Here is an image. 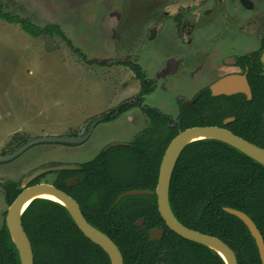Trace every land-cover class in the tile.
<instances>
[{
  "label": "trees",
  "instance_id": "obj_1",
  "mask_svg": "<svg viewBox=\"0 0 264 264\" xmlns=\"http://www.w3.org/2000/svg\"><path fill=\"white\" fill-rule=\"evenodd\" d=\"M0 19L19 24L34 37H63L58 25L49 23L40 27L28 18L3 10L1 0ZM124 63L131 66L140 82L139 94L131 102L115 106L116 114L109 117L114 112L110 111L104 120L117 117L126 108L139 106L141 97L152 89L138 64ZM261 71L260 67L248 70L250 100L242 94L213 97L208 89H203L193 107L184 106L179 111V127L220 125L221 119L233 116L234 120L225 127L264 148V73L258 74ZM216 101L225 102L228 108H216L213 105ZM144 112L150 122L129 144L112 146L83 164L77 171L76 186L63 185L64 178L77 173L69 170L57 171L54 185L75 199L87 222L117 245L123 264H225L215 250L168 229L157 211L155 195H131L115 201L119 194L131 189L155 188L162 154L177 133L176 125L167 124L172 121L166 114L150 108ZM2 187L9 205L19 192L16 182L6 181ZM168 202L173 215L183 225L224 241L234 251L238 264H261L248 229L223 207H233L249 215L264 240L262 164L216 139L191 141L175 162ZM140 218L146 228L163 227L162 238L149 240L146 228L135 223ZM20 220L30 242L33 264H111L103 249L78 229L67 209L58 202L35 198L22 212ZM0 264H20L5 223L0 226Z\"/></svg>",
  "mask_w": 264,
  "mask_h": 264
},
{
  "label": "rangeland",
  "instance_id": "obj_2",
  "mask_svg": "<svg viewBox=\"0 0 264 264\" xmlns=\"http://www.w3.org/2000/svg\"><path fill=\"white\" fill-rule=\"evenodd\" d=\"M131 1L140 2L1 0L3 10L28 18L40 27L49 23L58 25L63 37H34L19 24L0 19V154L14 150L31 137L80 134L100 113L132 97L140 83L124 63L127 60L137 61L147 77L157 81L153 91L142 96L140 104L157 106L172 120L179 114L175 99L179 93L185 95L183 101L190 100L202 86L236 69L221 64L208 67L205 64L201 68L196 65L191 69L182 54L177 57L173 52V46L170 49L162 44V38L146 41L145 34L152 24L141 26L140 15L137 20L127 22ZM263 4L260 3L259 13L261 29ZM139 26L142 30L137 37L134 28ZM214 28L226 29L217 24ZM248 30L253 32V27L249 25ZM256 38L259 40V36ZM258 45L254 37L247 36L239 38L236 47L249 52ZM214 46L210 43L207 47ZM214 53L212 50L209 55ZM213 105L218 109L226 107L223 101ZM146 121L145 112L135 108L109 122L98 123L89 138L79 145L38 143L1 162L0 226L8 208L3 183H23L27 172L46 163L89 160L110 143L132 141ZM48 172L44 179L50 182L55 172Z\"/></svg>",
  "mask_w": 264,
  "mask_h": 264
},
{
  "label": "flooded vegetation",
  "instance_id": "obj_3",
  "mask_svg": "<svg viewBox=\"0 0 264 264\" xmlns=\"http://www.w3.org/2000/svg\"><path fill=\"white\" fill-rule=\"evenodd\" d=\"M253 1L255 0H145V1L140 0V2H135V4L133 3V1H131V3H129V9H128L129 13H127L126 19H127V22L128 21L132 22V21L137 20L138 15H140L142 17V21L140 22L141 26L146 23L152 24V26L147 29V32L145 34L146 41L149 39H153L154 37H160V39L162 38L161 39L162 44L169 47L170 49L173 46V52L178 54L177 57H180L179 54H182V57L184 56V58L187 59L189 64H191V69L192 68L194 69L196 65H198V67L201 68L205 64H206V67L213 66L215 64L216 65L221 64V65H229L231 67L236 68L234 71L226 72L223 75L217 77L212 82H214L215 80L219 79L220 77L224 75L231 74V73H239V74L245 73L247 81H248L247 75H248L249 68L260 67L262 71L258 72V74L264 73V64L261 61V56L264 51V18H263V28L262 29L260 28L261 18H259L260 3L264 1L262 2H257V0L255 2ZM262 13L264 15V4H263ZM216 24L220 27H225L226 29L222 31L220 29L214 28ZM249 25L253 27V32H250L248 30ZM137 28L138 27L134 28L137 30L135 35L139 37V33L142 29L140 28V26L138 29ZM170 29H173V31L171 32ZM247 36L254 37L256 42H259V45L255 49H252L249 52L237 50L236 44H238L239 38L247 37ZM257 36H259V40L256 38ZM210 43H213L214 45H216L218 49L215 46L214 48L207 47L208 45H210ZM141 44L143 43L141 42ZM193 48H195V50H199L197 51L198 53L196 51H192ZM212 50L215 51V53L213 54L214 56L209 55V53L212 52ZM207 55H209L210 57L206 58ZM210 58L213 60H211ZM214 59L216 60L214 61ZM126 62L138 64L137 61H133V60L131 61L127 60ZM180 62H184V61L180 59ZM184 65L186 66L187 64H184ZM127 66L131 69L130 65H127ZM133 73L135 75V78L137 79L134 71ZM145 78L151 82L150 87L152 89L150 90V92L145 93V94H149L153 91L154 87L157 85L156 84L157 81L153 77H150V76L147 77L146 74H145ZM210 84L202 86L200 89H198L197 92L192 96L190 100L183 101L182 97L185 95H182L181 93H179L175 97V99H177L176 103H177L178 111H183L184 106L193 107L197 100V94H199L203 89L204 90L208 89L209 95L213 97H220V96L229 97V96H234L237 94H242V93H234L230 95L220 94V95L214 96L210 92V89H209ZM248 84H249V81H248ZM250 90H251V87H250ZM139 91H140V85H139V90L137 91V93H135L132 97H130L129 99L125 101L131 102L134 98L137 97V95L139 94ZM251 98H252V93H251ZM245 99L250 100L246 96H245ZM140 103H141V100H140ZM114 107L107 109L106 112L104 113H100V116H97L95 119H93L85 127V129H83V131L80 134L71 133V134H68L67 136H81V135L87 134V138H85L83 141L79 143L74 144V145H79L85 142L89 138V136L93 132V129L96 127L98 123L109 122L110 120H113L114 118L119 117L124 112L132 111L135 108L137 109L139 108V110L143 111V113L144 111L150 108V109L156 110L158 113L165 114L161 112V110L157 106H152V105L148 106L146 104L142 106L141 104H139V106H133V107H129V108L122 110L123 112L119 113L117 117H113L109 120H104V117L107 116L110 111H114V112L110 113L109 117L116 114V111L118 110H114L113 109ZM227 108L228 107H226L225 109ZM196 111H201V110H196ZM202 111H207V110L203 109ZM237 111H240V110L237 109ZM227 117H233V116H227ZM227 117H224L223 119H221L220 125H217V124H212V125L225 127L227 123H230L231 121L234 120V117H233L231 121L227 122L226 124H223V120ZM146 118H147V121H146V124L144 125V128H146L150 122L147 115H146ZM169 118L172 121V123H167V124L171 126L176 125L178 127L177 128V132H178L181 129L179 127L178 119L176 118L172 120L170 116ZM156 124L160 126L158 121H156ZM130 142H126V144H129ZM21 144H19L18 147ZM63 144H69V143H63ZM126 144H121V145H126ZM110 147L112 146H109L108 144L103 149H101L99 152L105 151ZM96 155H94L89 160H84L81 162L74 163V164H77L79 167L69 170V171H75V172L80 171L83 164L93 161ZM54 172H55L54 179L50 182L47 181V179L46 180L44 179V176L49 173V172H45L37 176L36 178L32 179L31 181H29L27 184H20V186L17 187V183L19 181L16 182V188L20 192L26 186H30V185L41 183V182L50 183L54 185V182L57 180V171H54ZM78 183H79L78 172L71 174L67 178L63 179V185L69 188L76 186ZM148 195H155V194H148ZM135 223L141 228H146V226L143 224L144 221L142 218L138 219ZM153 228L162 229V233L160 234L159 237L149 232ZM145 233L148 235L149 240H152V241L160 240L164 233V228L161 226H157V225L151 226L149 228H146Z\"/></svg>",
  "mask_w": 264,
  "mask_h": 264
},
{
  "label": "water",
  "instance_id": "obj_4",
  "mask_svg": "<svg viewBox=\"0 0 264 264\" xmlns=\"http://www.w3.org/2000/svg\"><path fill=\"white\" fill-rule=\"evenodd\" d=\"M261 61L264 64V51L261 56ZM209 89L211 94L214 96L220 94L230 95L234 93H242L248 99L251 98V90L245 73H231L224 75L212 82L209 86ZM232 119L233 117L225 118L223 120V124H226ZM197 135H204L203 138L216 139L225 142L264 166V148L234 134L229 129L217 125L190 126L184 129H180L167 144L160 160L157 181L154 190L131 189L119 194L115 201L117 202L125 196L155 194L157 211L168 229L172 230L174 233L185 239L195 241L215 250L222 257L225 264H238L234 251L224 241L213 235L206 234L183 225L173 215L169 206L168 186L175 162L184 146L191 141L197 140H188L189 136ZM85 138H87V134L81 136L45 135L31 137L13 151L0 154V163L9 161L17 157L28 147L34 144L43 142L76 144L83 141ZM121 144L126 143L113 142L110 143L109 146ZM78 167L79 166L74 163H46L27 172L24 176L23 183L18 182L17 187L20 186V184H27L32 179L48 171L72 170ZM43 191L52 193L59 199L58 203H60L67 209L78 229L88 239H90L93 243L99 245L103 249V251L108 255L111 264H123V258L117 245L104 233L87 222L76 200L68 195L65 191L57 188L53 184L44 182L24 187L8 205V208L5 212L4 223L12 242L17 249L20 264H33V255L30 242L21 225L20 217L22 212L33 199L40 198L32 196L38 192ZM29 198L31 199L26 207H24L20 211L21 205ZM223 210L231 215H234L243 222L255 242L260 262L261 264H264V240L251 217L245 212L233 207L225 206L223 207ZM149 232L159 237L162 233V229L153 228Z\"/></svg>",
  "mask_w": 264,
  "mask_h": 264
},
{
  "label": "bare ground",
  "instance_id": "obj_5",
  "mask_svg": "<svg viewBox=\"0 0 264 264\" xmlns=\"http://www.w3.org/2000/svg\"><path fill=\"white\" fill-rule=\"evenodd\" d=\"M204 135H197V136H189L188 140H192V139H201L203 138ZM32 197H40V198H44V199H48V200H51V201H55V202H59V199L53 195L52 193H49V192H46V191H43V192H38L36 193L35 195H33ZM31 197V198H32ZM27 199L22 205H21V208H20V211L26 207V205L28 204V202L30 201V199Z\"/></svg>",
  "mask_w": 264,
  "mask_h": 264
}]
</instances>
